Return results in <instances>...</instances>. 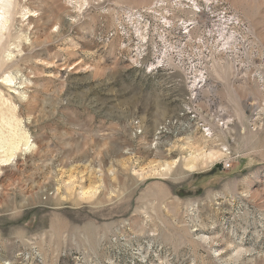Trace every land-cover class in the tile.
<instances>
[{"label":"rangeland","instance_id":"obj_1","mask_svg":"<svg viewBox=\"0 0 264 264\" xmlns=\"http://www.w3.org/2000/svg\"><path fill=\"white\" fill-rule=\"evenodd\" d=\"M14 2L0 264H264V0Z\"/></svg>","mask_w":264,"mask_h":264},{"label":"bare ground","instance_id":"obj_2","mask_svg":"<svg viewBox=\"0 0 264 264\" xmlns=\"http://www.w3.org/2000/svg\"><path fill=\"white\" fill-rule=\"evenodd\" d=\"M14 3H15L14 0H0V31L5 29V27L7 26V23H9L10 18L8 17V15L10 14V7ZM19 6L20 5L17 6V10L19 9L18 8ZM29 11L30 10H26L22 8L19 12L21 13L22 18H24L26 16L29 17L31 15V14L29 15ZM6 53H7V57L10 58L13 56L14 52L13 50L8 48L6 49ZM19 141L11 144L10 152L8 153L4 161L10 159L13 156V154L19 147ZM212 141H215V140L213 139ZM25 144L28 145L29 141L26 140ZM189 151L190 153L188 154V156L184 158V161H183L184 166H186L189 171H195L200 168H206L209 165H211L214 161H216L217 159H220L222 157L224 158V156L226 155L224 148L217 149V148H214V146H212L211 148H209L208 146L204 148H194ZM175 164H176V161H173L171 163L170 162H167V163L165 162L163 164L160 163L157 166L153 165L152 167L147 169V171L142 169V171L140 170V173L138 174L139 176H145L146 174L167 175L172 170ZM96 190H98V188L97 189L92 188L90 190L83 191L82 196L92 197L93 195L96 194L97 192Z\"/></svg>","mask_w":264,"mask_h":264}]
</instances>
